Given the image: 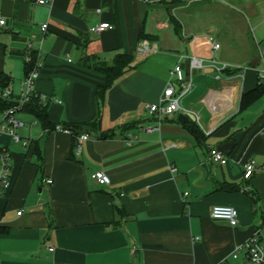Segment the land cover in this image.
<instances>
[{
  "label": "crops",
  "instance_id": "1",
  "mask_svg": "<svg viewBox=\"0 0 264 264\" xmlns=\"http://www.w3.org/2000/svg\"><path fill=\"white\" fill-rule=\"evenodd\" d=\"M222 4L243 14L232 0H0V73L8 76L10 92L5 98H20L30 48L41 63L32 89L46 105L49 123L81 124L77 136L89 135L78 144L77 136L45 129L22 109L13 129L20 139L0 132V153L11 166L0 193V264L233 261V247L258 229L264 212V89L242 103L257 87L264 46L256 42L235 59L224 47L231 25L217 22ZM100 22L112 28L91 33ZM141 32L151 38L140 40ZM141 42L149 48L142 56ZM120 53L133 59L100 95L104 75L82 58L112 64ZM192 55L206 67L193 73L184 110L150 114L146 103L158 101L177 63L188 77ZM211 59L245 68L243 76L232 70L217 79ZM179 113L196 124L200 141ZM96 115L92 128L85 122ZM211 148L227 162H212ZM249 160L255 170L244 179ZM94 171L105 172L110 182L97 184L90 178ZM214 205L233 207L236 225L213 219Z\"/></svg>",
  "mask_w": 264,
  "mask_h": 264
},
{
  "label": "built area",
  "instance_id": "2",
  "mask_svg": "<svg viewBox=\"0 0 264 264\" xmlns=\"http://www.w3.org/2000/svg\"><path fill=\"white\" fill-rule=\"evenodd\" d=\"M147 3L155 2L159 0H143ZM38 3H44V0H37ZM5 20L0 18V25H4ZM160 26H164L165 22H160ZM47 28V24H42V30ZM112 28V24L109 22H100L89 28L91 33H101L103 31ZM210 43L212 49H218L219 43L216 42L212 36L206 37ZM149 48L146 42H141L138 46L137 53L142 56L148 52ZM262 65L257 69L258 82L264 84V49L261 51ZM25 60H30V48L26 51ZM40 59L36 62L34 68L24 77L22 81V93L17 103L5 110L4 112V122L5 124L0 125V132H8L14 140L18 141L20 137L14 133V127H16L19 122L17 121L15 114L17 111L21 110L22 105L29 100L31 93L33 92V82L37 76L38 69L40 67ZM212 68L216 72V78L219 79L225 70H234L243 76L245 68L234 67L225 62H217L215 59H211ZM206 67L203 58L192 55L189 57L188 61V80L184 74L183 67L181 64L177 63L169 71L170 79L163 89L161 96L155 103H146V108L150 114L157 115L159 118L176 112L184 110L181 107V101L183 98L189 94L193 89L192 76L196 71H202ZM8 88L4 89L3 96H9ZM157 127H148L147 130H152ZM54 130L61 131L67 134H71V131L67 128L62 127L60 124H56ZM89 135L82 133L76 137V141L79 144L84 140H88ZM25 143V141H24ZM209 159L212 162L224 164L227 162L224 154L216 148H211L209 150ZM10 163L8 161V155L5 152L0 153V193L3 189L8 186L9 183V173H10ZM255 170V161L249 160L243 165V178L249 179ZM90 178L94 180L99 185H106L110 182L108 175L103 171H94L90 174ZM51 179H46L45 183L50 184ZM20 213V212H19ZM210 216L213 219L226 220L230 225H236L237 223V212L236 210L227 205H214L211 208ZM53 251L52 247L48 248ZM230 256L232 262L227 259H222L215 264H264V233L262 229H256V231L243 243L237 244L233 247Z\"/></svg>",
  "mask_w": 264,
  "mask_h": 264
},
{
  "label": "trees",
  "instance_id": "3",
  "mask_svg": "<svg viewBox=\"0 0 264 264\" xmlns=\"http://www.w3.org/2000/svg\"><path fill=\"white\" fill-rule=\"evenodd\" d=\"M179 1L180 0H159V1H155V2H149V4H151V3L172 4V3L179 2ZM145 38H151V37L148 34L141 32L139 35V39L141 40V39H145ZM132 59H133L132 55L126 54V53H120L114 57L112 64H106L103 61H99L94 57H88V56H85L84 58H82V63L83 64L90 63L91 67L94 70L101 72L104 75L105 82H104V85L101 87V90H100V95H102L104 89L106 87H108L119 75H121L123 73L124 69L128 66V64L132 61ZM38 60H39V57H37L36 53L32 52V50H31L30 51V60L29 61L25 60V64H24L25 76L34 68V66ZM227 71L231 72L232 70H225V72H227ZM233 71L236 72L237 69H234ZM257 81H258V78H257ZM8 85H9L8 76L4 75L3 73H0V86L2 87V91L6 87H8ZM263 89H264V84H261L258 82L257 87L253 91H251L248 94L243 96L242 103L243 102H249L250 100H252L255 97V95H257ZM16 103H17V101L7 100L3 95H0V112L7 110L8 108H10L11 106H13ZM21 109L33 113L38 118L39 123L41 124V126L43 128L51 129V130H53L55 128L56 124L51 125L49 123L46 105L43 104V100L36 93H34V92L31 93L29 100L26 101L22 105ZM98 121H99V117H98V115H96V117L94 118L93 121L90 120V121H86L85 123L93 122L92 123V128H93L95 126H98ZM60 125L64 128H67L68 130H70L71 131L70 135L73 138H75L77 136L78 131L81 129V124H64L63 123ZM187 126L190 129V132L193 134V136L198 141H200L202 138V133L200 132V130L198 129L196 124L189 121ZM98 136L99 137H106L107 135L100 133ZM222 188L231 190L234 187L224 185ZM117 211L119 212V209H117ZM261 216H262V222H261V225L258 227L259 229H262V227H264V212L262 213Z\"/></svg>",
  "mask_w": 264,
  "mask_h": 264
},
{
  "label": "rangeland",
  "instance_id": "4",
  "mask_svg": "<svg viewBox=\"0 0 264 264\" xmlns=\"http://www.w3.org/2000/svg\"><path fill=\"white\" fill-rule=\"evenodd\" d=\"M232 2L239 7L237 9L243 10V14L230 10L222 4L223 11L217 22L231 25L230 34L226 33L224 47L230 50L235 59H240L243 57L244 48L248 46L255 48L256 42L264 46V0H232Z\"/></svg>",
  "mask_w": 264,
  "mask_h": 264
},
{
  "label": "water",
  "instance_id": "5",
  "mask_svg": "<svg viewBox=\"0 0 264 264\" xmlns=\"http://www.w3.org/2000/svg\"><path fill=\"white\" fill-rule=\"evenodd\" d=\"M259 59H255L254 61H252L250 64H249V67H256L257 63H258ZM186 79L188 80V77H186ZM178 120L180 122H189L190 118L188 116H186L185 114L183 113H179L178 114Z\"/></svg>",
  "mask_w": 264,
  "mask_h": 264
}]
</instances>
